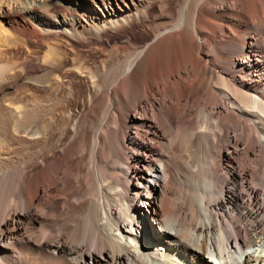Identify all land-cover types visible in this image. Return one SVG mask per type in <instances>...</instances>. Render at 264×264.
<instances>
[{
	"label": "bare ground",
	"instance_id": "6f19581e",
	"mask_svg": "<svg viewBox=\"0 0 264 264\" xmlns=\"http://www.w3.org/2000/svg\"><path fill=\"white\" fill-rule=\"evenodd\" d=\"M0 264H264V0H0Z\"/></svg>",
	"mask_w": 264,
	"mask_h": 264
},
{
	"label": "rangeland",
	"instance_id": "374dc122",
	"mask_svg": "<svg viewBox=\"0 0 264 264\" xmlns=\"http://www.w3.org/2000/svg\"><path fill=\"white\" fill-rule=\"evenodd\" d=\"M127 35L130 37V39L132 40L133 43L140 44L145 38H147L149 33L148 32H141V30L137 26H134L133 29L127 33ZM127 35L126 34H121L119 36L120 40H125V37ZM116 38H118V37H116V36H113V37L108 36L107 37V41L109 42V45H111L113 40H115ZM92 45H93V43H92ZM92 45L90 47H88V48H85V49H76V53L80 54V55H90V57L92 58L94 63H97L99 61L105 60L106 59L105 58V54L104 53L95 52L94 51V47L95 46L94 45L92 46ZM90 48H91V50H90ZM93 52H94V54H93ZM24 54H26L25 50H23V48H20L18 50L17 54H16V57L19 56V55H20L19 57H23ZM90 64H93V63L91 62ZM25 89H28V87H26ZM144 227H145L144 228V230H145L144 231L145 243L147 244L148 248L152 249L153 248L152 242L149 240V236H148L147 230L150 229V227H152V228H154L156 230L155 224L152 223L150 219H147V221H144ZM140 230H142V229H140Z\"/></svg>",
	"mask_w": 264,
	"mask_h": 264
}]
</instances>
